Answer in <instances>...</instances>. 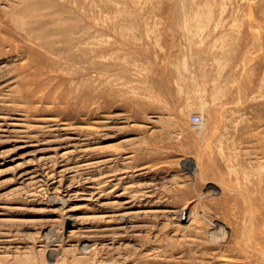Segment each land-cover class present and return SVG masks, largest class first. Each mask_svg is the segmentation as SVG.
I'll return each instance as SVG.
<instances>
[{"label": "rangeland", "instance_id": "rangeland-1", "mask_svg": "<svg viewBox=\"0 0 264 264\" xmlns=\"http://www.w3.org/2000/svg\"><path fill=\"white\" fill-rule=\"evenodd\" d=\"M0 264H264V0H0Z\"/></svg>", "mask_w": 264, "mask_h": 264}, {"label": "built area", "instance_id": "built-area-1", "mask_svg": "<svg viewBox=\"0 0 264 264\" xmlns=\"http://www.w3.org/2000/svg\"><path fill=\"white\" fill-rule=\"evenodd\" d=\"M191 123L194 127H199L202 123V117L199 115H192Z\"/></svg>", "mask_w": 264, "mask_h": 264}, {"label": "crops", "instance_id": "crops-1", "mask_svg": "<svg viewBox=\"0 0 264 264\" xmlns=\"http://www.w3.org/2000/svg\"><path fill=\"white\" fill-rule=\"evenodd\" d=\"M186 106V105H185ZM195 106V107H194ZM196 106H198L197 104H193V105H191V108L190 109H196ZM185 110H189L187 107H186V109Z\"/></svg>", "mask_w": 264, "mask_h": 264}, {"label": "bare ground", "instance_id": "bare-ground-1", "mask_svg": "<svg viewBox=\"0 0 264 264\" xmlns=\"http://www.w3.org/2000/svg\"><path fill=\"white\" fill-rule=\"evenodd\" d=\"M199 105H200V104H199ZM202 123H203V122H202ZM190 214H191V213H190ZM191 215H192L191 217H194V214H193V213H192ZM125 222H126V221H125Z\"/></svg>", "mask_w": 264, "mask_h": 264}]
</instances>
